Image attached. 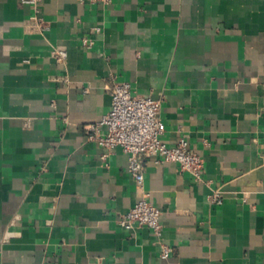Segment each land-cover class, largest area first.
I'll list each match as a JSON object with an SVG mask.
<instances>
[{
  "label": "crops",
  "instance_id": "crops-1",
  "mask_svg": "<svg viewBox=\"0 0 264 264\" xmlns=\"http://www.w3.org/2000/svg\"><path fill=\"white\" fill-rule=\"evenodd\" d=\"M123 82L199 180L88 139ZM143 191L160 236L117 222ZM0 264H264V0H0Z\"/></svg>",
  "mask_w": 264,
  "mask_h": 264
},
{
  "label": "built area",
  "instance_id": "built-area-1",
  "mask_svg": "<svg viewBox=\"0 0 264 264\" xmlns=\"http://www.w3.org/2000/svg\"><path fill=\"white\" fill-rule=\"evenodd\" d=\"M19 1L35 7L41 0ZM95 30L98 31L99 28ZM82 42L86 47L91 44L87 39H83ZM65 56L64 50L56 52L58 60L64 59ZM159 107L160 102L150 96L132 94L128 83L115 84L111 89L109 111L87 128L89 140L107 150L120 148L126 154L127 171L142 190L143 157L153 158L155 162H175L181 170L190 173L198 180L203 169L201 156L188 148L186 139L179 138L174 146H168L160 139L164 124L158 117ZM147 197L148 194L143 191L135 204L118 217L117 222L127 231L135 226L147 227L156 236H160L161 210ZM211 202L220 204L221 198L214 195ZM169 252L170 249L163 246L160 256L166 258Z\"/></svg>",
  "mask_w": 264,
  "mask_h": 264
}]
</instances>
